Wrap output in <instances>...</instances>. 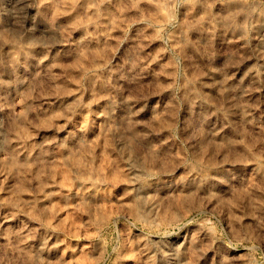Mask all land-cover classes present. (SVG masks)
Masks as SVG:
<instances>
[{
	"label": "rangeland",
	"instance_id": "374dc122",
	"mask_svg": "<svg viewBox=\"0 0 264 264\" xmlns=\"http://www.w3.org/2000/svg\"><path fill=\"white\" fill-rule=\"evenodd\" d=\"M263 27L264 0H0V264H264Z\"/></svg>",
	"mask_w": 264,
	"mask_h": 264
},
{
	"label": "bare ground",
	"instance_id": "6f19581e",
	"mask_svg": "<svg viewBox=\"0 0 264 264\" xmlns=\"http://www.w3.org/2000/svg\"><path fill=\"white\" fill-rule=\"evenodd\" d=\"M23 1H24V0H23ZM17 4H19V3H17ZM21 5H22V4H21ZM163 8H164V7H163ZM163 10H164V9H163ZM192 13H193V12H192ZM196 13H197V12H196ZM160 16H161V15H160ZM162 16H163V15H162ZM194 16H195V15H194ZM163 17H164V16H163ZM252 19H253V18H252ZM254 19H255V18H254ZM255 20H256V19H255ZM258 20H259V19H258ZM258 20H257V21H258ZM252 21H254V20H252ZM257 21H256V22H257ZM258 23H260V21H258ZM205 26H206V25H205ZM219 26H220V24H219ZM257 26H258V24H257ZM210 27H211V26H210ZM225 27H226V26H225ZM256 28H258V27H256ZM258 29H261V28H258ZM263 29H264V27H263ZM214 30H215V29H214ZM222 30H223V28H222ZM224 30H225V29H224ZM227 30H228V29H227ZM230 30H231V29H230ZM216 31H217V30H216ZM261 31H262V30H261ZM228 34H229V31H228ZM257 34H258V33H257ZM254 35H255V34H254ZM254 35H253V36H254ZM258 35H260V34H258ZM261 35H262V34H261ZM256 36H257V35H256ZM256 36H255V37H256ZM262 36H263V35H262ZM87 37H88V36H87ZM100 37H101V36H100ZM103 37L105 38V35H103ZM255 37H254V38H255ZM99 39H100V38H99ZM224 39H225V38H224ZM94 40H95V39H94ZM94 40H93V41H94ZM103 40H104V39H103ZM99 41H100V40H99ZM218 41H219V40H218ZM243 42H244V41H243ZM90 43H91V42H90ZM237 43H239V42L237 41ZM240 44H241V43H240ZM260 55H261V54H260ZM155 56H157V55H155ZM128 57H129V56H128ZM128 59H129V58H128ZM154 59H155V58H154ZM106 62H107V61H106ZM94 65H95V64H94ZM103 65H104V64H103ZM22 67H23V66H22ZM104 67H105V66H104ZM104 67H103V68H104ZM235 67H236V66H235ZM235 67H234V68H235ZM105 68H106V67H105ZM259 69H260V67H259ZM106 70H107V68H106ZM237 70H238V69H237ZM241 70H242V69H241ZM22 71H23V70H22ZM123 71H124V70H123ZM127 71H129V70H127ZM229 71H230V70H229ZM234 71H235V70H234ZM250 71H251V70H249V72H250ZM25 72H26V70H25ZM236 72H237V71H236ZM23 73H24V72H23ZM231 73H232V71H231ZM233 73H234V72H233ZM233 73H232V74H233ZM252 73H253V72L251 71L249 74H252ZM259 73H260V72H259ZM262 73H263V72H262ZM228 75L230 76V74H228ZM247 75H248V74H247ZM2 76H3V75H2ZM229 76H228V77H229ZM226 77H227V76H226ZM237 77H238V76H237ZM18 78H19V77H18ZM117 78H118V77H117ZM211 78H212V77H211ZM229 78H231V77H229ZM263 78H264V77H263ZM2 79H3V77H2ZM21 79H22V78H21ZM21 79H20V82L23 81V80H21ZM209 79H210V78H209ZM231 79H232V78H231ZM18 80H19V79H18ZM128 80H129V79H128ZM1 81H5V80H1ZM115 81H116V80H115ZM203 81H204V80H203ZM219 81H220V80H219ZM223 81H224V80H223ZM232 81H233V79H232ZM232 81H227V82H232ZM17 82H18V81H17ZM17 82H16V83H17ZM123 82H125V81L123 80ZM205 82H206V81H205ZM221 82H222V81H221ZM206 83H207V82H206ZM233 83H234V81H233ZM3 84H4V83H3ZM19 84H20V83H19ZM22 84H24V81H23ZM227 84H228V83H227ZM4 85H5V84H4ZM13 85H14V84H13ZM13 85H12V86H13ZM17 85H18V84H17ZM208 85H209V84H208ZM221 85H222V84H221ZM0 86L2 87V85H0ZM202 86H203V85H202ZM217 86H218V84H217ZM14 87H15V86H14ZM117 87H118V86H117ZM206 87H207V86H206ZM221 87H222V86H221ZM12 88H13V87H12ZM202 88H203V87H202ZM214 88H215V87H214ZM214 88H213V89H214ZM0 89H1V88H0ZM208 89L211 90L210 87H209ZM122 93H123V92H122ZM72 96H73V95H72ZM122 96H124V95H122ZM124 97H125V96H124ZM74 98H75V97H74ZM111 98H112V97H111ZM122 98H123V97H122ZM122 98H121V99H122ZM194 98H195V96H194ZM195 99H196V98H195ZM102 100H103V99H102ZM115 100H116V99H115ZM122 102H123V103H122ZM122 102H121V104H125L126 101H122ZM107 103H108V102H107ZM104 104H105V103H104ZM108 104H109V103H108ZM118 104H119V103H118ZM92 105H93V104H91V106H92ZM126 105H127V104H126ZM138 105H139V104H138ZM114 106H115V105H114ZM117 106H119V105H117ZM120 106H121V105H120ZM123 106H124V105H123ZM131 106H132V105H131ZM131 106H129L128 108H130ZM198 106H199V105H198ZM104 107H105V106H104ZM104 107H103V108H104ZM106 107H107V106H106ZM115 107H116V106H115ZM113 108H114V107H113ZM116 108H118V107H116ZM124 108H126V107H124ZM124 108H123V109H124ZM118 109H119V108H118ZM126 109H127V108H126ZM133 109H134V108H133ZM130 110H131V108H130ZM104 111H105V112H104V115H103L104 117L110 116V115H109V114H110V113H109L110 110H106V109H105ZM122 111H123V110H122ZM99 112H100V111H99ZM124 112H125V111H124ZM124 112H123V113H124ZM127 112H129V111H127ZM127 112H126V113H127ZM130 112H131V111H130ZM130 112H129V113H130ZM243 112H244V113H243L244 115H246V116L248 115V113H247V109H246L245 111H243ZM249 112H250V111H249ZM119 113H120V112H119ZM127 114H128V113H127ZM127 114H126V115H127ZM137 114H138V113H137ZM241 115H242V114H241ZM248 116H250V115H248ZM100 117H101V116H100ZM111 117H112V116H111ZM135 117H137V116H135ZM247 119H248V118H247ZM213 129H214V128H213ZM62 130H63V129H62ZM63 131H64V130H63ZM208 131H209V130H208ZM212 131H214V130H212ZM212 131H211V132H212ZM214 132H215V131H214ZM57 133H58V132H57ZM69 133H70V132H68V134H69ZM221 133H222V132H221ZM68 134H67V135H68ZM70 134H71V133H70ZM219 134H220V133H218V135H219ZM59 135H60V134H59ZM72 137H74V135H73ZM14 138H15V137H14ZM61 138H62V137H61ZM68 138L70 139V136H69V135H68ZM74 138H75V137H74ZM69 139H68V140H69ZM72 139H73V138H72ZM41 141H42V139H41ZM17 142H18V141H17ZM19 142H20V140H19ZM49 142L52 143L50 140H49ZM56 142H57V141H56ZM56 142H55V143H56ZM76 142H77V140H76ZM13 143H16V142H13ZM23 143H24V142H23ZM37 143H38V142H37ZM45 143H47V142H44V144H43V142H40V143H38V144L40 145V147H39L38 145H37V147H38V148H43L44 145H46ZM50 143H48V145H49ZM65 143H66V142H65ZM73 143H74V142H73ZM18 144H19V143H18ZM21 144H22V143H21ZM9 145H10V144H9ZM14 145H15V144H14ZM15 146H16V145H15ZM18 146H19V145H18ZM21 146H22V145H21ZM19 147H20V146H19ZM19 147H18V149H19ZM23 147H24V146H23ZM23 147H22V148H23ZM20 148H21V147H20ZM22 148H21V149H22ZM45 148H46V147H45ZM48 149H49V148H48ZM15 150H16V152L18 151L16 148H15ZM35 150H36V149H35ZM39 150H40V149H39ZM25 151H26V150H25ZM21 153H22V152H21ZM23 153H24V151H23ZM36 155H37V154H36ZM1 172H2V171H1ZM3 173H4V172H3ZM1 174H2V173H1ZM4 174L6 175V173H4ZM228 174H229V173H228ZM7 175H8V174H7ZM7 177H8V176H7ZM229 177H230V176H229ZM5 179H6V178H5ZM9 180H10V179H9ZM150 181H151V180H150ZM150 183H151V182H150ZM215 183H216V182H215ZM218 183H219V182H218ZM5 184H6V183H5ZM8 184H9V183H8ZM8 184H7V185H8ZM87 184H89V183H87ZM87 184L84 185V186L86 187ZM208 184H209V183H208ZM181 185H182V184H181ZM220 185H221V184H220ZM89 186H90V185H89ZM47 187H48V186H47ZM85 187H84V188H85ZM48 188H49V187H48ZM91 188H92V186H91ZM219 188H220V187H219ZM89 189H90V188H89ZM46 190L48 191V189H46ZM49 190H50V188H49ZM141 191H142V190H141ZM83 192H86V191H83ZM88 192H89V191H88ZM86 193H87V192H86ZM82 194H83V193H82ZM87 194H88V193H87ZM39 197H40V196H39ZM43 197L45 198V196H43ZM45 199H46V198H45ZM148 206H149V205H148ZM6 220H7V218H6ZM3 221H4V220H3ZM6 223H7V222H6ZM174 250H175V249H174ZM172 254H173V253H172ZM170 255H171V253H170ZM169 258H171V257H169ZM174 260H175V259H174ZM174 260H173V261H174ZM179 262H180V261H179ZM175 264H176V263H175ZM178 264H179V263H178Z\"/></svg>",
	"mask_w": 264,
	"mask_h": 264
}]
</instances>
